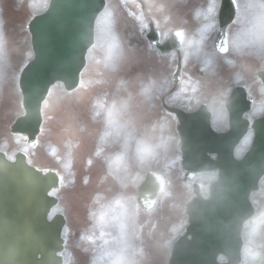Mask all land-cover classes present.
<instances>
[{"label": "flooded vegetation", "instance_id": "af4514ba", "mask_svg": "<svg viewBox=\"0 0 264 264\" xmlns=\"http://www.w3.org/2000/svg\"><path fill=\"white\" fill-rule=\"evenodd\" d=\"M235 2L236 5L231 0H106L105 10L110 9L107 23L126 49L125 71L130 81L125 89L96 88L89 98L93 101L88 102L84 111L79 108L80 103L72 100L77 89L68 91L60 87L63 92L50 108L49 142L57 147L56 154H50L49 169L58 172L61 182L65 180L63 174L69 172L72 184L79 181L80 187L89 185L84 190L87 200L93 196L105 206L117 205L120 199L115 190L132 182L135 169L146 173L150 168L151 136L165 135L168 124L171 127L173 122L177 128L179 120L168 111V105L201 114L215 131L225 133L232 127V115L224 98L244 86L252 101L248 112L242 104V109L233 105L239 118H247L252 124L264 114V111L257 113L258 96L249 78H254L258 90L264 89V83L256 75L258 70H244L246 66L253 67V61H264V11L257 6L260 0ZM173 37L181 38L179 48L159 47L158 44L165 45ZM179 66L181 78H194V93L184 94L173 85L172 78ZM137 74L152 79L153 85L145 87L142 95L135 91ZM233 78L238 79L225 87L224 81ZM200 79H204V85L215 80L216 85L199 87ZM5 103L6 57L0 35V141L5 138ZM250 134L254 137L252 128L235 148L236 155ZM201 176L198 181L205 196L209 185L207 175ZM117 230L115 225L110 231L100 228V254L106 248L105 243L118 242ZM145 232V221L136 228L133 226L132 249L147 250L149 237Z\"/></svg>", "mask_w": 264, "mask_h": 264}, {"label": "water", "instance_id": "95a60500", "mask_svg": "<svg viewBox=\"0 0 264 264\" xmlns=\"http://www.w3.org/2000/svg\"><path fill=\"white\" fill-rule=\"evenodd\" d=\"M104 5L105 0H51L48 9L30 22L34 58L20 77L25 112L11 127L12 132L26 136L29 145L36 143L40 133L42 104L50 87L58 81L69 89L79 85L87 52L94 43L95 21ZM258 75L264 81V71ZM238 90L231 98L237 109L243 101L237 96L244 93ZM245 105L248 109L249 104ZM169 109L181 122L184 180L218 171L208 199L201 196L199 186L195 189L197 197L187 206L189 226L174 243L169 264H240L243 225L255 212L250 195L259 189L264 175V116L252 125L255 138L251 148L237 159L234 149L249 124L239 120L234 106L232 128L224 134L194 118V112ZM169 184L163 174L149 171L138 189L141 207H155L158 194ZM58 187L56 172L30 165L21 151L14 160L0 151V264H63L60 252L66 220L62 214L48 218L58 203L49 192ZM219 254L227 260L219 262Z\"/></svg>", "mask_w": 264, "mask_h": 264}, {"label": "rangeland", "instance_id": "374dc122", "mask_svg": "<svg viewBox=\"0 0 264 264\" xmlns=\"http://www.w3.org/2000/svg\"><path fill=\"white\" fill-rule=\"evenodd\" d=\"M47 2L48 0H37V3H32L31 0H0V19L3 21V25L0 23V33L5 36L6 43V103L4 107L6 134L5 138L0 141V149L5 151L11 159H14L17 151L22 150L28 154V159L32 164L44 169L50 166V154H56L57 146H52L49 142V116L52 104L56 103V96L62 92L60 88L62 83H56L51 88L49 98L44 102V121L35 147L29 146L23 136L13 134L10 126L16 117L24 112L18 81L23 66L33 57L29 33L30 19L34 14L43 11ZM11 3L19 6L14 8ZM258 4L257 6L264 11V0H260ZM109 17L110 9H107L99 18L95 44L88 53L87 64L82 72L80 83L82 89H78L72 98L80 103L78 106L83 111L87 110L88 102L93 101L89 98L96 88H125L130 81V75L125 71L128 69V64L123 55L122 41L109 28L107 23ZM253 64V67L246 66L244 70L247 72L264 67V61H253ZM135 77V91L141 92V95L146 92L145 87L153 85L148 75L137 74ZM237 79L224 81V86H230L231 82ZM249 79L251 88L258 96L255 104L257 113L263 112L264 89L259 88L258 90L254 78ZM159 80L157 79V82ZM166 84L171 85L168 78ZM199 85V87L204 86L202 79ZM86 86L93 89H87ZM205 86L211 87L212 84L208 83ZM179 89L184 94L194 93V78H183ZM136 101H139V97H136ZM72 113L73 111H70V118L73 117ZM252 138V134L246 137L241 144L242 148L237 151L238 156L249 148ZM178 147L179 139L175 122L171 127L168 124L165 135L158 138L151 136L149 169L164 172L172 180V184L160 195L157 208L149 212L139 210L136 201L137 187L145 176V173H139L137 169L134 170L133 180L128 186L115 190L119 192L120 200L114 206H105L99 200L96 202V197L93 198V196L87 200L84 190L89 185L80 187L79 181L72 184L71 174L69 172L63 174L65 178L63 185L67 187L54 192L61 196V203L54 208L53 212L63 213L68 221L64 229V237L67 239L66 249L63 252L64 264H78V262H86V264L169 263L172 245L184 233L188 225L186 205L194 197L192 182L182 181L184 173ZM205 177L211 182L217 178V175ZM260 184V190L252 194L256 214L245 223L243 230L244 245L241 264H264V177ZM144 221L147 228V233H145L149 236L148 240L146 238L147 250L143 251L142 248L138 250L135 247L132 249V228L143 225ZM114 225L118 228V242L116 241V244L114 242L105 243L106 248L100 254L98 249L100 228L104 227L110 231Z\"/></svg>", "mask_w": 264, "mask_h": 264}]
</instances>
